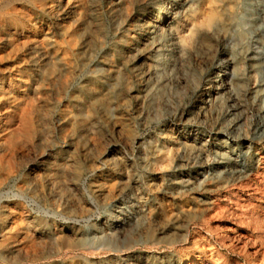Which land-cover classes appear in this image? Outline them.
<instances>
[{
	"label": "rangeland",
	"instance_id": "rangeland-1",
	"mask_svg": "<svg viewBox=\"0 0 264 264\" xmlns=\"http://www.w3.org/2000/svg\"><path fill=\"white\" fill-rule=\"evenodd\" d=\"M2 221L0 264H264V0H0Z\"/></svg>",
	"mask_w": 264,
	"mask_h": 264
},
{
	"label": "bare ground",
	"instance_id": "bare-ground-1",
	"mask_svg": "<svg viewBox=\"0 0 264 264\" xmlns=\"http://www.w3.org/2000/svg\"><path fill=\"white\" fill-rule=\"evenodd\" d=\"M228 7V6H227ZM217 8H219V7H217ZM231 8V7H230ZM221 10V9H220ZM231 10H232V8H231ZM225 14V13H224ZM231 14V13H230ZM222 12H217V11H214V12H212L211 14H210V16L207 18V20H206V25L209 27V29L210 28H213V27H215V26H217L218 24H219V21L220 20H222ZM226 15H228V13H226ZM222 24V23H221ZM216 30H219V29H216ZM215 31V30H214ZM61 70V69H60ZM54 74V73H53ZM51 77V76H50ZM31 102V101H30ZM27 104V103H26ZM31 106V105H30ZM31 111V110H30ZM26 112V111H25ZM32 112V111H31ZM33 113H34V111H33ZM33 113H32V117H34L33 116ZM23 114V113H22ZM27 114H29L28 112H27ZM26 114V115H27ZM22 116V115H21ZM28 116L29 115H27V118H28ZM24 117H25V115H24ZM26 118V119H27ZM28 120V119H27ZM29 120H31V119H29ZM31 122V121H30ZM30 122H29V124L28 125H30ZM34 123V122H33ZM24 124V123H23ZM16 125H18V124H16ZM25 125L27 126V124L25 123ZM24 126V125H23ZM26 126H25V129H26ZM14 127V126H13ZM11 131H12V128H11ZM30 131V130H29ZM27 136V135H26ZM22 138V137H21ZM12 139V138H11ZM14 139H16V138H14ZM20 144V143H19ZM15 221V220H14ZM22 221V220H21ZM16 224V223H15ZM19 224V223H18ZM12 225H14V224H12ZM19 226V225H18ZM8 227V225H7V223H6V221H2V223L0 224V229L2 230V231H4V233L3 232H0V233H3L2 234V236H4L6 239H8V238H14V235H15V231H11V227L10 228H7ZM17 227V226H16ZM14 229V228H13ZM16 229V228H15ZM0 230V231H1ZM4 238V239H5ZM4 241V240H3ZM6 241V240H5ZM7 243V242H6ZM4 246V245H3ZM2 246V247H3ZM3 250H4V248H3Z\"/></svg>",
	"mask_w": 264,
	"mask_h": 264
}]
</instances>
